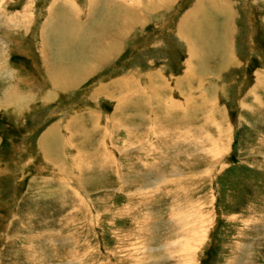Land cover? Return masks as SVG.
<instances>
[{"label": "rangeland", "instance_id": "obj_1", "mask_svg": "<svg viewBox=\"0 0 264 264\" xmlns=\"http://www.w3.org/2000/svg\"><path fill=\"white\" fill-rule=\"evenodd\" d=\"M205 1L145 10L57 92L48 63L91 28L47 63L50 0H0V264H264V0ZM211 29L229 32L214 55ZM189 209L204 241L178 252Z\"/></svg>", "mask_w": 264, "mask_h": 264}, {"label": "bare ground", "instance_id": "obj_2", "mask_svg": "<svg viewBox=\"0 0 264 264\" xmlns=\"http://www.w3.org/2000/svg\"><path fill=\"white\" fill-rule=\"evenodd\" d=\"M90 1L92 2V4H95L94 5L95 9L98 7H100V9H96L92 13H91V8L86 10L87 15H86L85 19L83 20L82 14H81L82 12H81L80 8L78 7V4L75 0H50V2H51V4L49 5L50 7L48 6L49 12H48L44 22L40 26L39 32H38L39 33L38 37H39V41H40L39 42V48L41 49L40 54L42 56L45 55V51H46L45 46H46L47 50H50V52L53 51L49 46H47V45H49V43H52L51 45L54 47V49H56V48L63 49L64 47H68V48L72 47L73 48V46L76 44V42H80V41H78V39L80 40V36H79L78 32L81 31L82 29H84L85 25H87L91 28V31L88 30V32H87L88 34L85 36V41H84L85 45H83V43H82L83 40H81L82 45L81 44L80 45L82 47L79 46L78 48H76V51H73L71 53L70 52H64V53L60 52V54L57 55V57L54 54L53 60L51 62L48 61V57H46V56L43 57V59H45V61L47 63L49 62L48 63L49 67L47 68V74H48L47 79L49 80L50 87L52 88L51 90L54 89L56 91L57 90L61 91V90H64L66 88L76 87L83 80L82 77H86L97 66L98 62H103L105 59H108V57L113 56L111 54H113V52L116 51V49H118L117 46H119L121 44L120 41L115 40V38L118 39L120 37V35L130 25L133 26V25H135V23H138L139 20H141V17L144 14L145 10L151 9L153 11L154 8L161 5V2H164V3L169 2V0H167V1L166 0H154L153 2H151L150 5L143 7L141 0H107V1L106 0H89V2ZM89 2H88V6H91L89 4ZM205 2H209V0L205 1ZM211 4H213V3H211ZM215 4L218 7L217 8L213 4L214 5L213 7H216V12L219 15L222 14L221 13V12H223L221 10L222 2L221 3L218 2ZM48 7H46V8H48ZM105 10H107L106 14L104 12ZM28 13H30V12H28ZM98 13H99V15H98ZM12 15L14 17V14H12ZM191 15H193V14H191ZM30 16L31 15L28 16L27 13L24 12V14L18 15L15 18L16 20L19 21L16 23L22 24L20 29H23V31H25L29 28V24L31 22ZM10 17L12 18V16H10ZM8 20H12V19L8 18ZM202 23L204 25V23H206V22L203 20ZM207 23L210 24L209 22H207ZM223 24H225V23L223 22ZM195 27L196 26H194V28ZM207 27H208V25H207ZM207 27H205V28H207ZM223 30H224V31H222L223 33H220V34L217 33L215 35H212V34H214V30L211 29L210 32L203 31L204 34L202 36L199 34L198 37L201 36L200 38H198L197 35L195 37H197L199 39V41L201 42V45L203 43V45L205 47L208 46L211 38L215 39L214 43H213L214 44V46H213L214 52L213 51L211 52V54L214 55V54H216L215 52L217 50H220V49L223 50V48H224L223 42L221 43L222 46H220V47L218 46L220 44L217 42L218 41L217 38L218 39L221 38V40H223L226 37V34H227L226 32H228V31H226L225 29H223ZM181 34L183 35L184 40L188 41L187 38H189V36L186 35V32H185V34L183 32ZM190 35H192V31H191ZM190 37H192V36H190ZM192 39H194V38H192ZM188 42L190 43V41H188ZM195 45H196L195 42H191L190 48L194 47ZM226 46H227V43H226ZM201 53H203V52H201ZM227 56H229V55H227ZM204 73H206V72H204ZM188 80H190V79H188ZM203 82H204V80H203ZM259 83L262 84V82H260V81H259ZM187 87L188 86H186V89H187ZM192 89H195V88L193 87ZM56 91H55V93H56ZM188 91H189V89H188ZM173 103H175V102H173ZM143 118L147 119L146 117H143ZM44 151L48 153L47 148H46V150L44 149ZM215 152H219V150L216 149V151L214 150V153ZM47 153L45 154V156L48 155ZM46 158H48V157L46 156ZM199 159H200V157H199ZM53 160H54V158L51 159V161H53ZM55 160H54V163H55ZM156 181H157L155 183L156 185H157V183H161V178H159ZM202 215L203 214L199 213V211L195 212L192 209L189 211L188 215L185 213L180 215L181 216L180 220H182V217H183L182 224H181L182 230H180V231H182V233H181L182 236L180 238H178L175 241V243L173 244L174 246L179 247L178 252L181 251L184 253L185 252L191 253L196 248L195 245H199L200 241H201V243L204 241L206 216H202ZM179 223H180V221H179ZM178 231H179V229H178ZM169 250H173V249H169ZM176 250H177V248H176Z\"/></svg>", "mask_w": 264, "mask_h": 264}]
</instances>
